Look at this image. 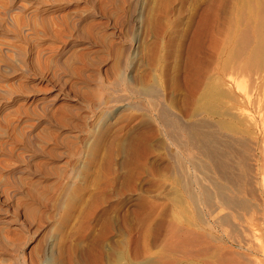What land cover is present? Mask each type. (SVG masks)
<instances>
[{
    "label": "rangeland",
    "instance_id": "1",
    "mask_svg": "<svg viewBox=\"0 0 264 264\" xmlns=\"http://www.w3.org/2000/svg\"><path fill=\"white\" fill-rule=\"evenodd\" d=\"M240 1L242 0H225L226 5L231 3H229V7L223 5V0H0V18L2 20H0V69H2L0 70V221L8 220L10 222L11 220V224L17 225L16 232L13 228L14 233L12 230L9 233L15 236V240L14 236H11L13 241H11V237H8V234L7 238L10 240L5 238V242L4 236L1 237L3 233H0V240L4 239L0 241V262L4 257L9 261L15 260L16 257L17 261H21L20 263L23 264L22 262L27 258V247L35 245L39 250L42 248V251L34 252V249L36 251L38 248L33 246L32 252V254L35 253L36 256L33 255L35 258L41 255L38 256L40 259L36 258L38 261L42 260L41 264H158L161 259L159 256H162L165 251L167 254L164 253L163 256L171 257L172 255L174 258L176 256L177 259L180 258L181 250L169 252L165 250V247L163 249L166 228L174 221L178 225L182 223L180 226L186 225L185 227L190 229L192 227L195 232L203 233L205 230V234L211 233L206 236L208 238L213 236L214 239L210 238V241L215 240L214 244L218 242L223 245L224 243L233 245L235 243L232 241L233 238L228 236H241L242 227L238 221L241 216H248L245 211L249 212V215L253 214L256 203H260L258 197L254 198L257 196L256 191L253 190L255 195L252 192L254 199H251L249 192L242 194L239 190L241 176L244 173L241 171L242 166L251 167V165L247 166L249 157L246 159L245 154L248 153L244 154L237 150H240L239 138L248 137L247 132L251 131H248L246 123L239 121L240 119L237 120L238 118L234 114L236 112L234 111L235 102L238 103V97H241L245 86L240 89L242 91L239 93L238 88L235 89L237 85L229 84L227 78L224 77L227 72L224 69L226 68L223 64L224 61L232 62L235 51L238 50V44H234V47L237 46L235 49L231 45V43H235L234 38L237 34V31H234L236 28L231 26L238 27L237 19H235L237 14H233L235 18L230 14L235 11L237 13V10L242 7ZM243 1L246 6L249 3L250 6L247 7H251L254 11L262 2L260 0L259 4L258 0ZM252 2L257 4H252ZM19 5H21L20 8ZM229 9L233 11L228 12ZM73 10L81 15V22L78 24V28L81 29L79 31H73L65 24L61 25L65 17L74 16L73 19L77 17L76 13L73 14ZM69 12L71 15H68ZM60 14L62 17L59 18ZM31 15L36 16L32 18ZM212 16L215 18L212 30V35L214 32L215 38L211 40L210 21ZM223 16H226L227 19L228 16L233 18V20L226 19V23L228 24L227 21H229L233 30H230L229 24H223L225 22ZM3 17L6 22L8 21V25L5 21L3 22ZM39 17L40 21L43 20L42 22L39 21ZM17 18H21V23L19 21L21 25L18 24ZM23 18L25 19L24 23ZM50 18L54 21L51 22ZM29 19H33V21ZM13 21H17V23L15 24ZM41 23H44L45 26ZM32 24L34 27L37 24L38 30L32 28ZM47 27L49 28L47 29ZM225 28H229L232 38L227 36L229 35L227 29V32H224ZM23 29L25 31H22ZM31 30L34 32L32 33ZM26 31H30V33ZM25 32L27 34H24ZM232 33L235 34L232 35ZM223 35H226L225 39ZM233 40L234 42H232ZM224 41L227 43L223 45ZM230 46L231 48H229ZM73 48L77 53L72 54ZM63 49L66 51L58 56V52ZM226 50H230L232 53ZM4 51H7L5 54L8 56H3ZM21 62H23L21 65L23 70L19 68ZM225 64L228 66L227 62ZM239 79L242 78H238V82H240ZM244 80L246 81L247 78L244 77ZM207 85L212 86L216 92L211 90L212 97H215L214 95L217 97L216 101L215 98H212L214 102L210 99L211 95L209 99L205 97L210 88ZM219 88L224 91H222L223 94L225 93L224 96L220 93ZM239 88L241 87L239 86ZM217 89L219 90L217 91ZM226 91L233 92L232 94L236 97H232L234 95L230 93L226 95ZM202 93L204 95H201ZM200 96H203L201 98L204 100L199 98ZM234 98L238 100H234ZM223 100L231 106L227 104L228 107H226L227 102L223 103ZM38 101L46 103L44 108ZM49 102L50 105H47ZM229 107H232L233 110L229 113L233 112L236 119L226 112L229 111ZM206 109L214 116L206 112ZM216 110H220L218 112L222 113L220 114ZM200 111L201 115L196 113ZM164 113L169 119L174 118L178 121L180 118L185 124L192 120H195L192 122L195 123L198 120L197 125H199L202 121L207 120L206 122L209 124L204 122L200 125L206 126L207 124L206 129L210 125L214 131L216 129L221 134L227 129L226 122L230 123L232 120L231 127L233 128L230 129L232 131L229 130V132L227 129L228 132H225L226 135L231 132L232 134L227 135L228 137L224 135L227 140L215 131L220 139H224L223 142L233 141L234 148L231 143V150L228 145L227 149L221 146V153L225 151L221 154L222 158L224 157L223 162H228L227 165L229 164L228 167H230L228 168L225 163H222L223 166H226L220 168L221 164L210 160L208 156L206 157L203 149L199 147L200 144L197 140L202 131L204 133V130H201V127L205 129L204 126L200 127L201 131L199 130L200 133L196 135L199 137L188 134L186 137L185 133H181V136L179 132H173L160 119L159 115ZM171 115L174 117L172 118ZM196 117H202V119ZM218 119L226 127L224 131H222L223 125ZM180 120L178 122L183 123ZM242 123L244 124L242 125ZM234 125L238 126L234 127ZM234 129H239L237 134ZM243 130L247 132L245 133ZM240 131L245 134L239 133ZM176 135L178 136L176 137ZM174 137H176V141ZM181 138H184L183 141ZM189 142L191 143L190 147ZM184 143L185 149L181 148ZM185 146H187L188 152ZM191 146L197 148H191ZM200 149L205 155H199ZM224 153L230 155L226 154L228 159L232 157L233 159L227 161L223 156ZM187 154H190L188 156L190 160L192 156L197 158H192L191 163H188L190 160L187 159ZM239 155L241 157L244 155L243 159ZM238 156L246 164L244 162L242 165L243 162L239 161ZM200 160L204 164L200 165ZM207 160H209L208 163ZM261 163H263L261 165L263 170L264 160L260 158ZM176 165L179 166L176 168ZM222 165L221 167H223ZM178 167L185 171L181 169L182 172L178 171ZM219 169L224 170V173ZM192 170H195L194 172L197 174L195 175ZM199 170L200 174L203 172L201 174L205 178L203 181L200 179L202 176L198 174ZM262 170L263 175L260 176L263 177L264 170ZM219 173L221 175L223 173V175L221 176ZM234 174L237 178L232 176ZM248 175V173L246 175L244 173L245 177ZM213 176L218 178L214 180L215 182L212 181ZM227 176L233 177L234 180L228 179ZM260 176L259 178H261ZM263 178L259 179V181L262 180L261 183L264 182ZM209 179L210 182L207 181ZM204 181H207V185ZM229 181L230 184H228ZM202 182L207 188L212 185L211 189L204 188L205 194L204 189L201 190L204 187L200 185H203ZM220 183L226 188L232 184L234 186L235 183L237 185H235L236 188L227 189L228 193ZM17 184L18 186H16ZM189 185L192 191L188 187ZM213 186L215 189L218 188L216 189L217 193ZM192 187H195V191ZM251 187H253L252 183L250 189L247 187L246 191L252 190ZM219 188H223L225 191ZM186 190H188L187 193H185ZM190 191L191 194H189ZM212 192H215L214 196ZM225 192H227L226 195L228 194L227 199H232L231 205L225 203ZM199 193L201 196L197 195ZM210 193L211 198L206 197L208 201L209 198L212 199L209 201L210 204L213 199L219 200L224 195L223 202L220 199V203L217 204L215 200L213 201L215 203L211 205L217 204L214 205L215 207L220 205L225 208L224 212H228V217L238 219L233 221L228 218L231 223L226 218L225 221L222 219L223 223L222 221L220 223L222 226L225 223L223 226L225 230L219 226L221 224L214 225L216 222H213L208 215L214 206L206 203L208 201L204 202L203 196H209ZM187 194L189 196L193 194V199L189 197L191 201ZM231 194L236 196V199L231 198ZM233 199L237 203L233 207L234 213L230 211L233 209L232 207H227L233 206ZM192 200H195L194 203H191ZM250 200H253L252 203ZM190 203L196 208L190 207ZM204 203L207 204H205L207 207H203ZM18 204L20 207H17ZM196 204L200 207L198 208ZM240 204L241 208H245L238 207L236 209L235 207ZM208 206L211 207L210 210ZM246 208H251V212ZM197 209L201 213L197 212ZM235 209H240L241 215ZM190 212L194 218L191 217ZM197 218L200 219L197 220ZM184 219L188 223L184 222ZM205 219L208 221L206 220V222ZM189 220L193 221L189 224ZM261 220L257 219L254 222L257 223ZM39 222L45 223L40 224ZM204 222L210 223V225L206 224L207 226H205ZM212 222L213 224H211ZM192 223L193 225H191ZM259 223L262 225L258 224V227L261 226L262 230L257 228L258 232H255L254 228V232L257 244H260L258 241L262 240L263 244L261 243V245L264 246V222ZM204 226L205 228H202ZM210 226L212 227L209 228ZM0 227H3L2 223H0ZM253 240L255 241L254 237ZM7 242H9V247ZM254 243L256 244V241ZM11 244L18 248L16 254L11 252L12 248L14 250V247L11 248ZM257 246L258 248L262 247ZM7 247L9 249H6ZM232 247L235 250L238 249L237 251L243 250L248 253L245 249L238 247L237 243ZM262 249L264 251V247ZM241 251L236 255L242 261L249 262L248 259H252L256 255L259 256L257 259L256 256L254 257L257 262L262 257V261L259 262L264 264L263 251V253L260 251L262 255L258 251L255 252L251 258L241 255L244 256L243 259L239 256ZM13 254L14 256H12ZM248 254L247 256H250ZM53 257L57 259L53 260ZM254 258L252 264H256ZM188 261H193L192 263L196 261L195 264L201 263L199 259Z\"/></svg>",
    "mask_w": 264,
    "mask_h": 264
},
{
    "label": "bare ground",
    "instance_id": "2",
    "mask_svg": "<svg viewBox=\"0 0 264 264\" xmlns=\"http://www.w3.org/2000/svg\"><path fill=\"white\" fill-rule=\"evenodd\" d=\"M6 1H8V0H6ZM11 1V0H10ZM228 1V0H227ZM230 1V0H229ZM248 1H251V0H248ZM259 1L260 0H258V3H259ZM262 1V2H261ZM260 2H261V4L259 5V7H254V9L256 10V11H254V10H252V8H251V11H250V8H248L247 6H250V4L248 3V2H246V3H248V5L246 6V4H245V2L242 0V1H240L241 2V8L239 9V10H237L236 8V10H237V13H236V11H235V9H234V11H235V13L233 12L232 14H230L232 17H234L233 16V14H237V15H235V19H237V23H238V27L237 26H234V25H231V24H229L230 22L229 21H227L228 22V24H229V28H230V30H233V28L232 27H235L236 29H234V31L236 30L237 32V34H236V37L234 38V40H235V43H231L230 41H228V42H230L231 43V45H233V49H235V47H237V46H235L234 47V44L236 45V44H238V50L236 49V51H235V55H234V58L232 59V62L231 61H224V65L226 66V68H224V69H226L227 70V72H225V76L224 77H226L227 78V80L229 81V84L230 83H235V85H237L236 86V88L235 89H237L238 88V90L240 91V89H242L244 86V88H243V91H242V93H241V91L239 92V93H241V97H238L239 98V100L238 99H235L234 98V100H238V103L237 102H235L236 104V106H234L235 107V110L234 111H236L234 114H236L235 116H237V120H239V121H244V123H246V127H248V131H251V132H247V131H245V130H243V131H245V133L247 132V134H248V137H246V136H244L242 139H240L239 137V140H238V146H239V148H240V150L239 149H237L238 151H241V152H243L244 154L245 153H248L247 155L245 154V156H246V159H247V157H249V160H247V161H249L250 162V164L248 165V163H247V166H250L251 165V167H244V166H246V165H244V160L242 161V159H243V157H244V155H243V157H241L240 155V157L242 158V159H240L239 158V156H238V158H239V161H241V162H243L242 163V165H244V166H242L243 168H242V173L244 172L245 173V175L248 173L249 175V179H248V176L247 177H245L244 176V173L242 174V176H241V178H242V181H241V184H239V190H240V193H242V194H245V193H247V192H249L250 194H251V199L253 198V196L255 195V193H256V197H254L255 199L257 198L258 200H259V202L260 203H256V206H255V208H253L252 210H253V214H251L250 213V215H249V212L247 213V211H245V213H246V215L248 214V216H241V218H240V220L238 221L239 223V225H240V227H242L241 228V232H242V234H240L241 236L239 237L238 235H236L235 237L234 236H228V237H232L233 239H232V241H234L235 243H233V245L234 244H236L237 243V245H238V247H241L242 249H245L248 253L249 252H251L252 254H248V253H246L245 251L243 252V250L241 251V250H239V251H241L242 253H240L239 254V256H241V255H244L245 257H252L253 256V254L255 253V252H259L260 254H261V252L263 251V247L264 246H262L261 245V243H262V240L260 239V238H258V240L260 239L261 241H258V243L260 242V244H257V240H256V234H255V232H258L257 231V228H259L258 227V224H260L259 222H261L262 223V221L264 222V182L263 183H261V181L262 180H260L259 181V179H261V178H263L262 176H260L261 174H262V172H261V170H262V167H261V165L263 164V163H261L260 164V158H261V160H264V0H261ZM10 3V2H9ZM52 3V2H51ZM53 3H54V1H53ZM230 3V2H229ZM229 3H228V5H226L227 3L225 2V0H223V5H226V6H229ZM234 3V2H233ZM255 3V5L257 4L256 2H254ZM253 2H252V4H254ZM8 4V3H7ZM11 4V3H10ZM45 4V3H44ZM231 4V3H230ZM13 5V4H12ZM11 5V6H12ZM20 6L21 5H19V8H20ZM251 6H253V5H251ZM258 6V5H257ZM230 7V6H229ZM13 8H14V6H13ZM18 8V7H17ZM22 8V7H21ZM33 8V7H32ZM224 8V7H223ZM227 9H228V7H226ZM225 8V10H227ZM7 9V8H6ZM10 9V8H9ZM16 9V8H15ZM48 9V8H47ZM19 10V9H18ZM21 10H23V9H21ZM20 10V11H21ZM34 10H36V9H34ZM34 10H32V11H34ZM43 10V9H42ZM231 10L232 9H229L228 10V12H231ZM5 11V10H4ZM3 11V12H4ZM8 11V10H7ZM31 11V12H32ZM51 11V10H50ZM75 10H73V14L75 15V13L76 12H74ZM233 11V10H232ZM44 12V11H43ZM66 12V11H65ZM64 12V13H65ZM5 13H6V11H5ZM8 13V12H7ZM30 13V12H29ZM35 13V12H34ZM33 13V14H34ZM39 13V12H38ZM42 13V12H41ZM57 13V12H56ZM55 13V14H56ZM60 13V12H59ZM59 13H58V15H59ZM62 13V12H61ZM67 13V12H66ZM65 13V14H66ZM70 13V12H69ZM224 13V12H223ZM3 14V13H2ZM32 14V13H31ZM54 14V15H55ZM72 14V15H73ZM77 14V13H76ZM227 14V13H226ZM27 15V14H26ZM30 15V14H29ZM44 15V14H43ZM62 14H60V16H59V18L60 17H62L61 16ZM68 15H71V13L70 14H68ZM227 15H229V13L227 14ZM33 16H36V15H31V17L33 18ZM38 16V15H37ZM65 16H67V14L65 15ZM64 15H63V18L65 17ZM230 16V17H231ZM4 17L6 18V16L4 15ZM4 17H3V22L5 21L4 20ZM20 17V16H19ZM56 17H57V14H56ZM56 17L54 16V18L56 19ZM229 18V16H228V19L226 18V16H223V19H224V25L225 24H227L226 23V19L227 20H233V18ZM30 18V17H29ZM37 18V17H36ZM59 18H58V20H59ZM62 18V19H63ZM74 18V16H67V17H65L64 18V20H62V24L61 25H63V24H65V26L67 27H69V28H71L73 31H79V30H81V29H79L78 27V24L81 22V15H78L77 14V17L75 18V19H73ZM8 19H9V17H8ZM12 19V18H11ZM21 19V18H20ZM20 19L19 18H17V21H18V24L19 25H21L20 23H21V21H20ZM42 19V18H41ZM0 20H1V18H0ZM13 20V19H12ZM23 23L25 22V19L23 18ZM27 20V19H26ZM29 20H31V19H29ZM46 20V19H45ZM47 20H48V18H47ZM46 20V21H47ZM50 20H51V18H50ZM57 20V22H59ZM74 20H76V21H74ZM221 20H222V18H221ZM2 21V20H1ZM0 21V22H1ZM17 21H13L15 24L17 23ZM19 21H20V23H19ZM31 21H33V19L31 20ZM36 21V20H35ZM39 21H40V17H39ZM38 21V22H39ZM43 20H41L40 22H42ZM49 21V20H48ZM52 21H54V20H51V22ZM6 22V21H5ZM8 22V21H7ZM6 22V23H7ZM30 22V21H29ZM56 22V23H57ZM233 22H235V21H233ZM233 22H232V24H233ZM27 23V22H26ZM31 23V22H30ZM37 23V22H36ZM48 23V22H47ZM54 23V22H53ZM5 24V23H4ZM10 24V23H9ZM12 24V23H11ZM17 24V25H18ZM35 24V23H34ZM34 24H32V28L34 27ZM46 24V23H45ZM50 24V23H49ZM57 24H59V23H57ZM214 24H215V18H214V16H212L211 17V21H210V32H211V40H212V38H215V34H214V32H213V35H212V30L214 29ZM222 24V25H223ZM227 24V25H228ZM235 24V23H234ZM7 25H8V23H7ZM23 25V24H22ZM41 25H44V23H41ZM61 25L59 24V26L61 27ZM232 27H231V26ZM4 26V25H3ZM11 26V25H10ZM45 26V25H44ZM48 26V25H47ZM50 26V25H49ZM20 27V26H19ZM18 27V28H19ZM23 27H25L24 25H23ZM29 27H30V24H29ZM28 26H27V28H29ZM38 26H37V24L35 25V27L34 28H37ZM41 27V26H40ZM227 27V26H226ZM12 28V27H11ZM21 28V27H20ZM19 28V29H20ZM43 28H45V27H43ZM49 27H47V29H48ZM64 28V27H63ZM68 28V29H69ZM224 28V27H223ZM229 28H225V30H224V32L226 31V29H227V31H228V34L231 32V31H229ZM232 28V29H231ZM22 29V28H21ZM26 29V28H25ZM41 29V28H40ZM14 30H16V29H14ZM37 30H38V28H37ZM45 30H46V28H45ZM17 31V30H16ZM21 31V30H20ZM20 31H18V32H20ZM22 31H25L24 29L22 30ZM32 31V30H31ZM34 31H36L35 29H34ZM34 31H32V33L34 32ZM48 31V30H47ZM46 31V32H47ZM85 31H87V30H85ZM226 31V32H227ZM13 32H15V31H13ZM17 32V33H18ZM27 32V31H26ZM24 33V34H27L28 32L30 33V31H28L27 33ZM41 32V31H40ZM40 32H38V33H40ZM45 32V31H44ZM37 33V32H36ZM18 34H20V33H18ZM23 34V35H24ZM45 34V33H44ZM55 34V33H54ZM225 34V33H224ZM227 34V33H226ZM235 34V33H234ZM233 33H232V35H234ZM21 35H22V32H21ZM25 36V35H24ZM24 36H22V37H24ZM29 36V35H28ZM224 36V39H225V36L226 35H223ZM227 36H230V38H232L231 37V35L229 34V35H227ZM27 38V37H26ZM223 38V37H222ZM229 38V39H230ZM84 40H86V39H84ZM214 40V39H213ZM228 40V39H227ZM232 40V39H231ZM234 40L232 41V42H234ZM227 43V42H226ZM225 43V41H224V43H223V45L224 44H226ZM83 45V44H82ZM70 46V45H69ZM229 46V45H228ZM227 46V47H228ZM85 47V46H84ZM68 48V47H67ZM77 48H79V47H77ZM229 48H231V46L229 47ZM228 48V49H229ZM8 49V48H7ZM74 49V48H73ZM72 49V50H73ZM82 49H83V47H82ZM232 49V50H233ZM3 50H6V49H3ZM71 50V49H70ZM79 50V49H78ZM81 50V49H80ZM11 51V50H10ZM14 51V50H13ZM64 51H66V49H63V50H61L60 52H58V56H60V55H62V53L64 52ZM226 51H230V50H226ZM1 52V51H0ZM3 52V51H2ZM15 52V51H14ZM19 52V51H18ZM22 52V51H21ZM231 52V51H230ZM5 53H7V51L5 52L4 51V55L3 56H8V54H5ZM12 53V52H11ZM75 53H77L76 52V50L74 49V51H73V53L72 54H75ZM220 54H222L221 52H219ZM232 53V52H231ZM231 53H229L228 52V54H231ZM234 53V52H233ZM18 54V53H17ZM21 55V54H20ZM226 56V55H225ZM225 56H224V59H225ZM18 57V56H17ZM22 57V56H21ZM77 57H78V55H77ZM227 57V56H226ZM20 59V58H19ZM22 59H23V57H22ZM21 60V59H20ZM23 61V60H22ZM3 62V61H2ZM221 62V61H220ZM227 62V64H228V66L225 64ZM22 63L23 62H21V64H20V69H22L21 68V65H22ZM3 65V64H2ZM218 65V64H217ZM23 66H24V64H23ZM3 67V66H2ZM216 67V66H215ZM227 67H229L228 69H227ZM5 68V67H4ZM6 69V68H5ZM25 69V68H24ZM217 69H218V67H217ZM216 69V70H217ZM0 70H2V69H0ZM7 70V69H6ZM5 70V71H6ZM23 70V69H22ZM225 70V71H226ZM217 71H219V70H217ZM218 74V73H217ZM222 75V74H221ZM220 75V76H221ZM244 77L245 78H247V80L245 81L244 80ZM219 78V77H218ZM225 78V79H226ZM238 78H242V79H239V81L240 82H238ZM221 79H222V77H221ZM220 79V80H221ZM225 79H223V80H225ZM219 80V79H218ZM219 80V81H220ZM241 80H243V81H241ZM222 81V80H221ZM222 82H224V81H222ZM222 82H220V83H222ZM237 82H238V84H237ZM245 83H246V85H245ZM215 84V83H214ZM206 85V84H205ZM219 86H220V84H218ZM217 85V86H218ZM222 85V84H221ZM208 86V85H207ZM212 86L213 87H215L213 84H212ZM212 86H208V87H210V88H212V89H210V91H208L207 90V92H209L207 95H205V97H207L208 99L210 98L209 96L211 95V93H212V91L211 90H213L214 91V89H213V87ZM228 86V85H227ZM239 86L241 87V88H239ZM206 87V86H205ZM222 87V86H221ZM220 87V88H221ZM217 88V87H216ZM219 88V89H220ZM228 89H229V87H227ZM206 89H207V87H206ZM219 89H217V91L219 90ZM221 89H223V88H221ZM219 90V91H221L220 93L221 94H223L222 93V91L224 90ZM227 89V90H228ZM237 90V91H238ZM228 91H230V90H228ZM232 91V90H231ZM233 91H234V89H233ZM237 91H235V92H237ZM201 92H203V91H201ZM204 92H205V89H204ZM224 92V91H223ZM214 93H216L215 91H214ZM214 93H213V95H214ZM230 93V92H229ZM227 91H226V95H228L229 94ZM233 93V92H232ZM232 93H230V94H232ZM205 94H206V92H205ZM225 94V93H224ZM224 94H223V96H224ZM198 95V94H197ZM201 95H204L203 93L201 94ZM232 95H234V94H232ZM231 95V96H232ZM240 95V94H239ZM238 95V96H239ZM215 97H212V95H211V100H212V98H215V101H216V95H214ZM222 96V95H221ZM230 96V95H229ZM201 97H203V96H200L199 98H201ZM228 97V96H227ZM232 97H236L235 95L234 96H232ZM201 99H203L204 100V98H201ZM228 100H230V99H228ZM210 101V100H209ZM208 101V102H209ZM213 102H214V100H212ZM218 101V100H217ZM225 100H223V103H226L227 101H225ZM39 102V101H38ZM51 102V101H50ZM50 102H49V104H47V105H50ZM206 102H207V100H206ZM211 102V101H210ZM230 103L231 102H233V101H229ZM40 103V102H39ZM218 103V102H217ZM216 103V104H217ZM44 104H46V103H40V105H41V107L42 108H44ZM227 104H229L228 102L226 103V107H228L227 106ZM232 104H234V103H232ZM211 105V104H210ZM214 105V104H213ZM219 105V104H218ZM225 105V104H224ZM230 105V104H229ZM231 106V105H230ZM232 107H233V105H232ZM232 107H229V111H226V112H230V111H233L232 110ZM211 108H212V106H211ZM215 108V107H214ZM221 108V107H220ZM217 109H219V108H217ZM234 109V108H233ZM227 110V109H226ZM214 111V110H213ZM212 111V112H213ZM217 111V110H216ZM215 111V112H216ZM218 111H220V110H218ZM217 111V112H218ZM162 112V111H161ZM160 112V113H161ZM206 112H209V111H207V109H206ZM215 112H214V114H215ZM216 112V114H218V113H222V112H218L217 113ZM163 113V112H162ZM166 113V112H165ZM161 114V115H159V117H161L160 119H162L163 120V122L165 123V125L166 126H168L171 130H173V132L174 131H177V133L179 132V134L181 135V133H185L186 134V137H187V134L188 135H198V133H200V131L201 130H204V133H203V131H202V134L200 135V137L199 136H196V137H199V141L197 140V142H199L198 144H200L199 145V147H201L202 149H203V151H204V153L206 154H203V151H201V149H200V153H199V155L201 154V156L202 155H205L206 157L208 156V158L210 159V160H212V161H214L215 163H220L221 165H222V163H225L226 165H227V163L228 162H223L224 161V157L222 158V153L223 152H225V151H223L222 153H221V149H222V147L221 146H223L224 148L228 145L229 147H230V150L232 149V148H234V145H233V141L232 142H230V141H225V142H223V140L224 139H226L225 138V136L224 135H226V131H227V129H228V131L230 130V129H232L233 127H231L232 126V123H231V121H230V123H229V121H227L226 119H225V121H227L226 122V126H227V129H226V131L223 133V134H221L220 132H217L216 131V129H215V131H216V133H219L218 135H222V137L224 138V139H220V136H218V135H216V133H215V131L210 127V125L208 126V128L206 129V127H207V124H209L208 122H206L207 120L206 119H204L203 118V120H206V121H202L201 123H203L204 124V122H206L207 124H206V126L205 125H200L201 123H199V125H197L198 123H197V121L198 120H196V124L195 123H192V122H194L193 120L191 121V122H188L187 123V121H186V123L187 124H185L182 120H180V118H179V120L180 121H182L183 123H180V122H178V121H176L173 117H172V115H171V117L173 118L172 120L171 119H169L167 116H166V114ZM168 113V112H167ZM197 114L199 113H202L201 111L200 112H196ZM204 113V112H203ZM210 113V112H209ZM233 113V112H232ZM230 114L231 115V117H234L235 118V116L233 115V114ZM195 114V113H194ZM194 114H192L193 116H194ZM211 115H213V113H210ZM196 115V114H195ZM201 115V114H200ZM203 115V114H202ZM208 115V114H207ZM207 115H206V117H207ZM219 115V114H218ZM226 115H228V114H226ZM233 115V116H232ZM177 116V115H176ZM198 116V115H197ZM214 116V115H213ZM170 117V116H169ZM195 117V116H194ZM205 117V118H206ZM220 117V116H219ZM177 118V117H176ZM196 118H198V119H202V117L201 118H199V117H196ZM209 118V117H208ZM215 118V117H214ZM222 118V117H221ZM192 119H193V117H192ZM213 119V118H212ZM236 119V118H235ZM219 120V119H218ZM224 120V119H223ZM212 121H214V119L212 120ZM236 121V120H235ZM161 123H162V121H160ZM199 122V121H198ZM219 122H221V120H219ZM233 122H234V120H233ZM192 123V124H191ZM213 123V122H212ZM227 123H229L228 125H229V127H228V125H227ZM237 123H239L238 121H237ZM244 123H242V125L244 124ZM163 124V123H162ZM215 124V123H214ZM221 125H223L222 124V122L220 123ZM220 124H218V126H220ZM234 124V123H233ZM239 124H241V123H239ZM242 125H241V127H242ZM201 126H204V128L206 129V132H205V129H202V127ZM224 126V125H223ZM222 126V128H223V130L222 131H224V128H226L225 126L223 127ZM236 125H234V127H235ZM238 126V125H237ZM236 126V127H237ZM198 127H199V129H198ZM200 127H201V130H200ZM211 129H210V128ZM216 128V127H215ZM244 128V127H243ZM236 129V128H235ZM234 129V130H235ZM240 129V128H239ZM239 129H237V130H235L236 131V133L235 134H237V131L239 130ZM200 130V131H199ZM240 130H242V128L240 129ZM247 130V129H246ZM227 131V132H228ZM230 131H232V130H230ZM229 131V132H230ZM235 131H233V132H235ZM239 132V133H244V132ZM172 133V132H171ZM238 133V134H239ZM244 133V134H245ZM250 133V134H249ZM178 134V135H179ZM229 134H232V132L231 133H229ZM229 134H227V135H229ZM246 134V135H247ZM178 135H176V137L178 136ZM226 135V137H228ZM182 136V135H181ZM184 136V135H183ZM234 136V135H233ZM236 136V135H235ZM238 136V135H237ZM176 137H174V139H175V141H176ZM189 137V136H188ZM191 137V136H190ZM182 139V138H181ZM184 139V138H183ZM183 139H182V141H183ZM231 139V138H230ZM234 139V138H233ZM235 139H237L236 137H235ZM186 140V139H185ZM227 140V139H226ZM181 141V142H182ZM192 141V140H191ZM190 141V142H191ZM194 141V140H193ZM189 142V147H190V145H191V143ZM196 142V141H195ZM197 142H196V144H197ZM178 143H180V142H178ZM186 143V142H185ZM185 143L183 144V145H181L182 147L181 148H184L183 146L185 145ZM188 143V142H187ZM193 143V142H192ZM231 143H232V148H231ZM177 144V143H176ZM181 144V143H180ZM197 144V145H198ZM234 144H235V142H234ZM178 146H179V144H177ZM193 145V144H192ZM196 145V146H197ZM235 145H237V143L235 144ZM177 146V147H178ZM195 146V147H196ZM186 147V151H187V146H185ZM192 147H194V146H191V148ZM194 147V148H195ZM228 147V148H229ZM194 148H193V150H194ZM197 148V147H196ZM195 148V149H196ZM223 148V149H224ZM177 149H179V147L177 148ZM185 149V148H184ZM199 149V148H198ZM197 149V150H198ZM226 149H227V147H226ZM225 149V150H226ZM236 149V148H235ZM182 150V149H181ZM192 150V151H193ZM185 151V152H186ZM192 151H190V152H192ZM237 151V152H238ZM179 152V151H178ZM188 152V151H187ZM230 152H233V151H230ZM227 153H228V151H227ZM227 153H224L223 154V156H225V159H227V161L228 160H231V159H233V157L231 158V159H228L227 158V156H226V154ZM234 153V152H233ZM233 153H231V154H233ZM180 154V153H179ZM191 154V153H190ZM189 154V155H190ZM235 154V153H234ZM188 154H187V157L189 156ZM228 155V154H227ZM238 154L236 153V156H237ZM197 156H198V154H197ZM200 156V157H201ZM228 156H230V155H228ZM186 157V158H187ZM191 157V156H190ZM177 158V157H176ZM180 158V157H179ZM184 158V157H183ZM185 158V159H186ZM192 158H194L193 156L191 157V160L189 159V157L187 158V159H189L190 160V162H188V163H191V161H192ZM195 158H197V157H195ZM194 158V159H195ZM208 158H206V159H208ZM234 158H235V156H234ZM185 159H183L184 161H185ZM203 159H204V157H203ZM235 159H237V158H235ZM177 160V159H176ZM180 159H178L177 161H179ZM189 160H187V161H189ZM202 160V159H201ZM201 160H200V165L201 164H204V162L203 163H201ZM176 161V162H177ZM208 161L209 160H207V163H208ZM237 161V160H236ZM182 162V161H181ZM180 162V163H181ZM195 162V161H194ZM194 162H192V163H194ZM197 162V161H196ZM232 162V161H231ZM262 162V161H261ZM178 163V162H177ZM206 163V162H205ZM214 163V164H215ZM230 163V162H229ZM182 164V163H181ZM181 164H179V165H181ZM187 164V163H186ZM185 164V165H186ZM196 164V163H195ZM195 164H194V168H195ZM198 163H197V165H199ZM237 164V163H236ZM245 164H246V162H245ZM179 165H176V168H177V166H179ZM188 165V164H187ZM191 165H193V164H191ZM196 165V166H197ZM206 165V164H205ZM208 165V164H207ZM210 165V164H209ZM208 165V166H209ZM215 165H217V164H215ZM221 165H220V168H224L226 165H222L223 167H221ZM229 165V164H228ZM228 165H227V167H228ZM239 165V164H238ZM238 165H236V166H238ZM241 165V164H240ZM239 165V166H240ZM202 166H204V165H202ZM219 166V165H218ZM181 168L183 167V166H180ZM192 167V166H191ZM199 167H201V166H199ZM205 167V166H204ZM207 167V166H206ZM205 167V168H206ZM226 167V168H227ZM230 167V166H229ZM228 167V168H229ZM264 167V166H263ZM181 168H179L178 167V171H181L182 169ZM209 168V167H208ZM228 168H227V170H228ZM233 168V167H232ZM239 168H241V167H239ZM261 168V169H260ZM181 169V170H180ZM184 169V168H183ZM189 169V168H188ZM203 169V168H202ZM201 169V170H202ZM13 170V169H12ZM11 170V171H12ZM191 170V169H190ZM204 170V169H203ZM210 170H212L211 168H210ZM220 170V169H219ZM222 170V169H221ZM220 170V171H221ZM226 169H225V173H226V171H227ZM229 170H232V169H229ZM264 170V169H263ZM262 170V171H263ZM182 171H185V170H182ZM181 171V172H182ZM193 171V170H192ZM195 171V170H194ZM193 171V173L196 175L197 174V172L195 173ZM196 171H198V170H196ZM206 171V170H205ZM224 170H222V172H223ZM235 171V170H234ZM238 171H240V170H238ZM240 171V172H241ZM210 172H212V171H210ZM219 172V171H218ZM229 172H231V171H229ZM228 172V173H229ZM183 173H185V172H183ZM203 173V172H202ZM201 173V174H202ZM212 173H214V172H212ZM224 173V172H223ZM223 173H222V175H223ZM179 174H181V173H179ZM199 175H201L200 174V170H199V173H198ZM206 174L208 175V173L206 172ZM220 174V173H219ZM232 174V173H231ZM241 174V173H240ZM11 175V174H10ZM13 175V174H12ZM199 175H197V176H199ZM215 175V174H214ZM221 175V174H220ZM221 175V176H222ZM227 175V174H226ZM263 175V174H262ZM202 176V178L200 177V179H202V181H203V175H201ZM205 176V175H204ZM220 176V177H221ZM231 176V175H230ZM230 176H227V177H229L228 179H230V180H234V179H232L233 177H235V174L234 175H232L233 177L232 178H230ZM259 176L261 177V178H259ZM213 178H214V176H213ZM212 178V179H213ZM235 178H237V176L235 177ZM239 178V177H238ZM208 179V178H207ZM211 179V178H210ZM210 179L209 180H207V181H209L210 182ZM218 179V178H217ZM216 178H214L212 181H214V180H217ZM227 179V178H226ZM264 179V178H263ZM11 180H12V176H11ZM14 180V179H13ZM192 180V179H191ZM190 180V181H191ZM204 180H205V178H204ZM239 180V179H238ZM249 180H250V182L252 183V185H253V187H251V189L252 190H250V191H246V188L247 187H249L248 189H250V182H249ZM206 181V182H207ZM197 182V181H196ZM199 182V181H198ZM205 182V181H204ZM205 182V183H206ZM215 182V181H214ZM219 182V181H218ZM217 182V183H218ZM227 182V181H226ZM233 182V181H232ZM235 182V181H234ZM233 182V183H234ZM15 183H16V181H15ZM191 183V182H190ZM193 183V182H192ZM195 183V182H194ZM200 183V182H199ZM203 183V182H202ZM205 183H203V185L202 184H200L201 186H204L203 188L202 187H200V186H197V187H200V189L201 190H203L204 188H206V190L207 189H211V186L208 184V186H210V187H208L207 188V186H205V185H207V183L205 184ZM240 183V182H239ZM198 184V183H197ZM205 184V185H204ZM213 184H215L216 185V183H213ZM221 185H222V183H220ZM225 184V183H224ZM228 184H230V181L228 182ZM227 184V185H228ZM13 185H15V184H13ZM191 185H194V184H191ZM214 185V186H215ZM218 185V184H217ZM233 185V184H232ZM230 186V185H228V186H230V187H228V188H226L224 185H222L223 187H224V189L225 190H230L229 188H231V189H233V187L234 188H236L235 187V185H237V183H235L234 184V186ZM16 186H18V184L16 185ZM213 186V189H215V187ZM221 186V187H222ZM189 188H190V185L188 186ZM19 188V187H18ZM193 188V187H192ZM195 188V187H194ZM194 188H193V190H194ZM188 189V188H187ZM191 189V188H190ZM189 189V190H190ZM198 189V188H197ZM200 189H198V190H200ZM216 189H218V188H216ZM215 189V192L217 191ZM219 189H221L222 191H225V190H223V188H219ZM206 190L204 189V194L206 193ZM228 190H227V192H228ZM253 190L254 191H256L255 193L253 192ZM187 191L188 190H186L185 191V193H187ZM191 191H192V189H191ZM190 191V193L189 194H191L192 192ZM195 191V190H194ZM193 191V192H194ZM210 191V190H209ZM235 191V190H234ZM234 191H231V192H234ZM215 192H212L213 194V196H214V193ZM227 192H225V198H226V201H225V203L226 204H232L233 202H231V198H235L236 199V196H234V195H232V197L229 195V198L231 199V200H229V199H227V197H228V194L226 195V193ZM230 192V193H231ZM254 193V195L252 196V194ZM12 193V192H11ZM209 193V192H208ZM217 193V192H216ZM229 193V192H228ZM248 193V196L250 197V194ZM189 194H187L186 196L189 198V197H193L192 195L191 196H189ZM223 194V193H222ZM197 195H200L201 196V194L199 193V194H197ZM196 195V196H197ZM211 193L209 194V196H203V199H204V202L205 201H208L207 199L208 198H206V197H210L211 198ZM240 195V194H239ZM212 196V197H213ZM219 196V195H218ZM217 196V197H218ZM244 196V195H243ZM222 197V196H221ZM223 197H224V195H223ZM222 197V198H223ZM238 197V196H237ZM205 198H206V200H205ZM209 198V201L210 200H212V199H210ZM222 198H218L221 202H223L222 200H224V199H222ZM253 198V199H254ZM193 199V198H192ZM194 199H195V195H194ZM197 199V198H196ZM195 199V200H196ZM199 199V198H198ZM202 199V198H201ZM217 199V198H216ZM215 199V200H216ZM235 199H233L234 200V204H233V206H227V205H224L225 207L227 206V207H234V205L236 204L237 205V203H236V200ZM240 199V198H239ZM238 199V200H239ZM250 199V198H249ZM189 200H190V198H189ZM195 200H192L193 202H191V203H194V201ZM200 200V199H199ZM198 200V201H199ZM214 199H213V201H215ZM219 200H216V203L218 204V203H220V201ZM257 200V201H258ZM191 201V200H190ZM201 201V200H200ZM209 201L208 202H206V203H209ZM211 202V204L212 203H215V202ZM217 201H219V202H217ZM248 201V200H247ZM251 201V203H252V201L253 200H250ZM238 202V201H237ZM242 202V199H241V201H240V203ZM256 202V201H255ZM191 203L189 204L190 205V207L192 206V208H196L194 205H191ZM198 203V202H197ZM206 203H204V205L206 204ZM224 203V204H225ZM201 204H202V202H201ZM210 204V203H209ZM208 204V205H209ZM210 204V205H211ZM217 204H214V205H217ZM238 204H239V202H238ZM248 204H250V203H248ZM207 205V204H206ZM203 206V207H207V206ZM214 205H211V206H214ZM235 205V206H236ZM243 205H245V204H243ZM194 206V207H193ZM196 206H197V204H196ZM17 207H20V204H18V206ZM16 207V208H17ZM188 207V206H187ZM190 207H189V209H190ZM198 207V206H197ZM200 207V206H199ZM198 207V208H199ZM203 207H201V208H203ZM210 206H208V209L210 210L211 209V207L209 208ZM238 207H240V209H242V208H245V207H242L241 208V204H240V206L238 205L237 207H235L236 209L238 208ZM253 207V206H252ZM200 208V210H202ZM213 209H211L210 210V212H209V214L208 215H210V218L213 220V222H216V223H214V225H218V224H221L220 223V221H222V219L224 220L225 218L231 223V221L228 219V218H230L231 220L233 219L232 217H228V212L226 213V211L224 212V209L225 208H223V207H221L220 205H218V206H214V207H212ZM231 208V209H232ZM18 209V208H17ZM188 209V208H187ZM188 209V210H189ZM227 209H230V208H227ZM226 209V210H227ZM235 209V211H239V214L241 215V211H240V209L239 210H236ZM246 209H249V211L251 212V208H246ZM19 210V209H18ZM198 210V209H197ZM200 210H198L197 212H200L201 213V211ZM203 210H206V208L204 209L203 208ZM202 210V211H203ZM190 211V210H189ZM193 211V210H192ZM195 211V210H194ZM229 211V210H228ZM230 211H234V208L232 209V210H230ZM232 212H229V213H232ZM234 213V212H233ZM190 214L192 215V213L190 212ZM195 214V213H194ZM205 214V213H204ZM237 214H238V212H237ZM206 215V214H205ZM231 215V214H230ZM232 215H234V214H232ZM200 216V215H199ZM204 216V215H203ZM191 217H193V215L191 216ZM206 217V216H205ZM234 217V216H233ZM186 218V217H185ZM194 218V217H193ZM201 218V217H200ZM200 218H197V220L198 219H200ZM3 219V218H2ZM177 219V218H176ZM196 219V218H195ZM203 219V218H202ZM235 219V218H234ZM233 219V221H235V220H238L237 218L234 220ZM255 219V220H254ZM259 220V219H262L261 221H257V223L256 222H254V221H256V220ZM185 220V219H184ZM194 220V219H193ZM193 220H191V221H193ZM197 220H195V221H197ZM207 219H205V221H206ZM226 220V221H227ZM174 221V220H173ZM172 221V222H173ZM190 220H189V224H190V222H191ZM208 221V220H207ZM206 221V222H207ZM209 221H211V220H209ZM225 221V220H224ZM241 221V222H240ZM10 222H11V220H10ZM10 222H8V220L6 221V220H1L0 221V223H2V225H3V227H0V228H2V229H0V233H3V235L1 236V237H3L4 239L6 238L7 240H8V238H7V236H8V234L10 233V231L14 228L15 229V227L17 226H15V225H13V224H11ZM178 223L180 222L179 221V219H178V221H177ZM184 222H187V220H185ZM200 222H201V220H200ZM206 222H204V224H205V226H207L208 224L210 225V223H206ZM213 222L211 223V224H213ZM219 222V223H218ZM19 223V222H18ZM40 224H43V223H45V222H39ZM188 223V222H187ZM196 223V222H195ZM199 223V222H198ZM201 223H203V222H201ZM222 223H223V221H222ZM237 223V222H236ZM182 223H180V225H181ZM207 224V225H206ZM225 224V223H224ZM223 224V226H225ZM264 224V223H263ZM180 225H178L177 223H175V221H174V223H171L169 226H167V228H166V233H165V236H164V238H163V249H164V247H165V250H168L169 252H176V251H179V250H181L182 252H184V253H182L181 251H180V253L181 254H179L180 255V258H182V259H180V258H178L177 259V256H176V258H174V257H172V255H171V257L170 256H167V255H164L163 256V254L164 253H166L167 254V251H165V252H163V254H162V256H159V257H161V259H160V262H158V264H195L196 263V261H195V263H192V262H189L188 260H200L201 261V263H197V264H252L254 261H252V259L256 256V255H254V257L252 258V259H248V260H250L249 262H246V261H242L241 259H239V257L237 256L238 255V252L239 251H237L238 249H236L235 250V248H233L231 245H228V244H226V243H224V245L223 244H219L218 242H217V244H214L213 242L215 241H213V242H211L214 238H212L211 236H210V238H212V240L210 241V238H208V236H206L208 233H204L205 232V230H204V232L203 233H199V232H201V231H199V232H195L194 231V229H192V227H191V229L188 227H185L186 225H184V226H180ZM191 225H193V223L191 224ZM200 225V224H199ZM260 225H262V224H260ZM21 226V225H20ZM190 226V225H189ZM205 226L204 227H202V228H205ZM219 226H222V224L221 225H219ZM218 226V227H219ZM222 226V227H223ZM226 226H227V224H226ZM196 227V226H195ZM195 227H193V228H195ZM199 226H197L196 228H198ZM212 226H210L209 228H211ZM214 227V226H213ZM216 227V226H215ZM231 227V226H230ZM240 227H239V229H240ZM21 228V227H20ZM202 228H200V229H202ZM254 228H255V232H254ZM263 228V227H262ZM208 229V228H207ZM223 229H224V227H223ZM223 229H221L222 231H223ZM259 229H261V226H260V228ZM264 229V228H263ZM16 230L17 229H15V232H16ZM196 230V229H195ZM211 230V229H210ZM217 230V229H216ZM225 230V229H224ZM262 230V229H261ZM260 230V231H261ZM2 231V232H1ZM207 231V230H206ZM212 231V230H211ZM210 231V232H211ZM215 231V230H214ZM214 231H213V233H214ZM227 231V230H226ZM12 232L14 233V231L12 230ZM11 232V233H12ZM260 233V232H259ZM262 233V232H261ZM264 233V232H263ZM6 234V235H5ZM211 234V233H210ZM210 234H208V235H210ZM13 234H9V236L8 237H11ZM16 235V234H15ZM213 235V234H212ZM14 236V235H13ZM215 236H217V235H215ZM221 236H223V235H221ZM258 236H260V235H258ZM0 237V238H1ZM239 237V238H238ZM253 237L255 238V241H256V244L257 245H260V246H262L261 248H258V246L254 243L255 241L253 240ZM2 238V239H3ZM15 238V236L13 237V239ZM262 238V237H261ZM264 238V237H263ZM1 239V240H2ZM3 239V240H4ZM6 239L4 240L5 242H6ZM11 239H12V237H11ZM13 239L11 240V241H13ZM16 239V238H15ZM14 239V240H15ZM221 239V238H220ZM0 240V241H1ZM2 240V241H3ZM9 240H10V238H9ZM8 240V241H9ZM219 240V239H218ZM218 240H216V241H218ZM222 240V239H221ZM220 240V241H221ZM223 241V240H222ZM221 241V242H222ZM225 241V240H224ZM226 241H227V238H226ZM220 242V243H221ZM229 242V241H228ZM9 242H7V244H8ZM12 243V242H11ZM18 243H20L19 241H18ZM25 243V242H24ZM27 243V242H26ZM25 243V244H26ZM223 243V242H222ZM2 244H3V242H2ZM21 244V243H20ZM263 244V243H262ZM3 245H5V243L3 244ZM50 245V244H49ZM33 246H35V245H30V246H28L27 247V250H26V254H27V258H26V256H25V261L24 262H22L23 264H41L40 262H42V260H40V261H38V259H40L39 257L41 256H37L38 257V259H36L35 257H33V255L35 254V253H33L32 254V252H33ZM1 247V246H0ZM8 247H9V244H8ZM6 248V249H9V248ZM12 247H14L12 244H11V248ZM20 247V246H19ZM36 247V249L38 248V246H35ZM34 247V248H35ZM238 247H236V248H238ZM23 248V247H22ZM42 249V248H41ZM40 249V250H41ZM45 250H46V247L44 248ZM240 249V248H239ZM2 250V249H1ZM12 251L11 252H13V253H17V251H18V248L17 247H14V250H13V248L11 249ZM21 250V251H22ZM40 250H39V248H38V250H36L35 251V249H34V252H37V251H39L40 252ZM45 250H44V252H45ZM3 251V250H2ZM4 251H5V249H4ZM42 251V250H41ZM163 251V250H162ZM207 251H211L209 254L207 253ZM261 251V252H260ZM9 252V251H8ZM264 252V251H263ZM262 252V253H263ZM7 253V252H6ZM23 253V252H22ZM46 253V252H45ZM12 254V253H11ZM20 254H21V252H20ZM43 254V253H42ZM48 254H50V253H48ZM168 254H170V253H168ZM207 254V255H206ZM237 254V255H236ZM247 254L248 255H250V256H247ZM46 255H47V253H46ZM252 255V256H251ZM262 255V254H261ZM263 255H264V253H263ZM12 256H14V254L12 255ZM34 256H36V255H34ZM182 256V257H181ZM244 256H241V258L242 257H244ZM17 257H19L18 255H17ZM259 257V256H258ZM257 256L255 257L256 259L258 258ZM264 257V256H263ZM1 258V257H0ZM7 258V257H6ZM11 258H13V257H11ZM54 258H56V257H53V260H54ZM254 258V260L256 261V264L259 262V261H262V257H260L261 258V260L259 259V261L257 262V260ZM4 259V260H3ZM3 259H1V262H0V264H21L19 261H17V259H16V257L14 258L15 260H11V261H9V260H6L5 259V257L3 258ZM9 259V258H8ZM57 259V258H56ZM55 259V260H56ZM243 259V258H242ZM264 259V258H263ZM20 260V259H19ZM22 260V259H21ZM51 260H52V258H51ZM53 260H52V262H53ZM58 261V260H57ZM187 261V262H186ZM200 261H198V262H200ZM264 261V260H263ZM57 263V262H56ZM260 264H261V262H259ZM258 263V264H259ZM50 264V263H49ZM255 264V263H254Z\"/></svg>",
    "mask_w": 264,
    "mask_h": 264
}]
</instances>
